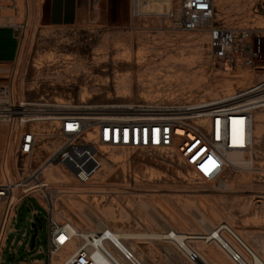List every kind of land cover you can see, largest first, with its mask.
<instances>
[{
	"label": "rangeland",
	"instance_id": "1",
	"mask_svg": "<svg viewBox=\"0 0 264 264\" xmlns=\"http://www.w3.org/2000/svg\"><path fill=\"white\" fill-rule=\"evenodd\" d=\"M139 1L140 14L153 15L132 17L130 0H75L74 21L65 22L55 16L56 0H27L22 8L29 19L19 45L16 101L125 117L131 109L215 102L261 81L249 69H224L210 52L207 29L183 32L167 16L154 15L170 13L174 0ZM216 6V19L227 27L264 29V0H227L223 10L216 0ZM23 20L21 15L17 22ZM17 48L13 44L6 51L14 57ZM253 114L251 149L228 154L230 167L218 183L197 180L171 157L105 147L102 169L88 184H79L59 165H44L42 174L46 181L51 173L58 177L51 184L64 190L57 209L66 211L83 230H91L93 223L67 204L96 213L110 209L114 217L101 218L111 229L142 235L163 234L167 228L206 235L210 227L227 223L264 259V106ZM8 131V123L1 121L0 183L6 182L1 168ZM16 143L17 133L10 162L19 181ZM60 144L42 142L35 166L43 165ZM22 197L18 191L17 198ZM49 227L48 212L32 195L25 197L16 208L1 264L48 261ZM126 243L146 264H191L171 240ZM192 245L209 264H234L216 243L198 240Z\"/></svg>",
	"mask_w": 264,
	"mask_h": 264
},
{
	"label": "built area",
	"instance_id": "2",
	"mask_svg": "<svg viewBox=\"0 0 264 264\" xmlns=\"http://www.w3.org/2000/svg\"><path fill=\"white\" fill-rule=\"evenodd\" d=\"M130 4L134 18L153 15L140 14L139 0H130ZM5 11L13 14H3ZM21 15L24 20L18 23ZM164 16L183 32L207 29L210 52L224 69H249L261 81L250 92H240L227 102L138 108L132 115L118 117L103 110L91 114L15 102L18 58L0 61V122L8 123L10 135L17 133L14 166L19 176L16 183H0V264L16 208L29 195L49 214V259L19 264H146L131 248L121 246L122 240L111 228L79 230L71 220L57 219L59 193L45 185L41 166H35L42 142L50 146L61 143L44 164L60 165L79 184H88L102 169L100 154L104 147L174 158L197 180L208 183L223 179L230 167V152L251 149L255 109L248 100L254 95L264 97V29L221 24L216 19V0H174L172 11ZM28 19L27 9L20 8L19 0H0V29L14 32L19 43L28 28ZM18 191L23 197L16 202ZM203 240L216 243L234 264H263L256 251L227 223L215 226L211 234L203 235ZM185 243L187 239L177 248L189 263H198L199 253L191 247L187 249Z\"/></svg>",
	"mask_w": 264,
	"mask_h": 264
},
{
	"label": "bare ground",
	"instance_id": "3",
	"mask_svg": "<svg viewBox=\"0 0 264 264\" xmlns=\"http://www.w3.org/2000/svg\"><path fill=\"white\" fill-rule=\"evenodd\" d=\"M26 2H27V0H20L19 1L20 8H23L24 3H26ZM226 5H227V0H220V8H221V10H223ZM8 12H11V11H8ZM28 15H29V13H28ZM255 86L256 85H254L253 87L248 88L246 91L250 92V90H252ZM231 92H232V90H228L227 93L229 94ZM234 96H235V94L234 95H228V96H226L224 98L217 99L215 102H210V103L211 104H218V103L227 102L228 100H230ZM13 99H14L15 102H17L16 101V97H15V92H14V95H13ZM249 101H250L249 105H251V107L253 109L261 108L262 106H264V97L263 96L255 95L254 96V99H250ZM19 102H22L23 104H25L28 101H26L25 99L22 98V99L19 100ZM206 103H208V102H206ZM130 111H133V109H131ZM83 115L87 116V115H90V114L89 113H84ZM111 116H116V115L111 114ZM9 134H10V131H9ZM13 135H14V133H12L11 135H7V137H6V146H7L8 140H9V136H10V141H12L13 140ZM234 151H247V150H234ZM44 165H48V166L49 165H53L54 167L55 166H58L56 164H43V165H41V168H40V170H41L42 173L44 172L42 170V168H43ZM47 168L48 167H45L44 170H46ZM51 171H52V169H49V172L50 173H51ZM1 173H2V176L4 177V180L12 181V182H15V183L17 182L16 181L17 178L14 179L15 178L14 177L15 174H14L12 168H11L10 152H6L5 155H4V157H3V165H2V168H1ZM71 176L73 177L72 174H71ZM42 177L44 179L45 185H48V186H51V184L55 180L58 179V177H56L53 173H51V177L50 178H47V181L45 180L43 174H42ZM56 190L59 193V197H60V194L64 193V190L63 191H59V189H56ZM15 201L17 202L18 201V198L15 199ZM57 205H58V203H57ZM67 205H68L67 208L69 210L78 211L79 213H82L83 216H85L86 218H89L91 220V222L93 223V226H94L93 228L91 227V230H97V229H101L103 227L110 228V226L108 224H106L102 220V218H101L102 216H104L106 218H113L114 217V214H113V211H111L110 209L100 210L99 213H96V212H90L89 210L87 211V209H85L84 207H81L79 205L76 208L75 207H72L69 204H67ZM12 215H13V211L11 212V216ZM57 215L60 218H66V219L70 220L69 219V214L66 211H61L60 212L57 209ZM75 227L77 229H79V230H83V229H81V226H79V225H75ZM213 229H214L213 227H210L208 234H211L212 231H213ZM114 234H115V237H117V238H119V239L122 240L121 241V246L122 247H127V248H131L126 243V240L127 239H141V238L165 239V240H171V241H173L174 243H176V246H177L178 243H182L184 240L187 239V243H185V244H187L186 245L187 249H190V247L194 249V247L192 245V243L194 241L203 240V235H190V234H185V233L182 234L181 232H176L175 230H173L171 228H167L166 231L163 234L142 235V234L126 233V232H117V231H114ZM131 249L133 250V248H131ZM258 257H259V261L264 264V259L262 257H260L259 255H258ZM199 262L201 264H209V262L205 258H203L202 256H200V261Z\"/></svg>",
	"mask_w": 264,
	"mask_h": 264
},
{
	"label": "crops",
	"instance_id": "4",
	"mask_svg": "<svg viewBox=\"0 0 264 264\" xmlns=\"http://www.w3.org/2000/svg\"><path fill=\"white\" fill-rule=\"evenodd\" d=\"M154 15H156V14H154ZM163 15H166V14H163ZM13 44L18 45L17 51L14 54V57L10 56L6 51L7 49L11 48V46ZM19 45H20V43L18 42V39H17L16 35L14 34V32H12L9 29H0V61H12L15 58H18ZM7 135H10L9 131H8ZM12 141H10V136H9L7 146L5 144L3 157H4L6 152H10V150H11L10 148L12 146ZM1 175H2V173H1Z\"/></svg>",
	"mask_w": 264,
	"mask_h": 264
},
{
	"label": "flooded vegetation",
	"instance_id": "5",
	"mask_svg": "<svg viewBox=\"0 0 264 264\" xmlns=\"http://www.w3.org/2000/svg\"><path fill=\"white\" fill-rule=\"evenodd\" d=\"M55 16L65 22H73L75 18V0H56Z\"/></svg>",
	"mask_w": 264,
	"mask_h": 264
},
{
	"label": "water",
	"instance_id": "6",
	"mask_svg": "<svg viewBox=\"0 0 264 264\" xmlns=\"http://www.w3.org/2000/svg\"><path fill=\"white\" fill-rule=\"evenodd\" d=\"M32 226L35 228L36 227L35 223H33ZM37 236H38V230L36 231V233L33 235L32 239H31V249L32 250L35 249V247H36Z\"/></svg>",
	"mask_w": 264,
	"mask_h": 264
},
{
	"label": "snow or ice",
	"instance_id": "7",
	"mask_svg": "<svg viewBox=\"0 0 264 264\" xmlns=\"http://www.w3.org/2000/svg\"><path fill=\"white\" fill-rule=\"evenodd\" d=\"M241 123H242V122H241ZM215 166H217V165L214 164V167H215ZM202 170L206 171V173L209 171L208 169H202Z\"/></svg>",
	"mask_w": 264,
	"mask_h": 264
}]
</instances>
